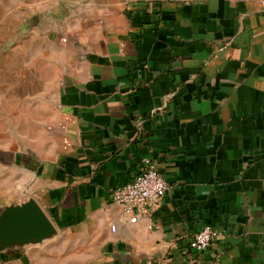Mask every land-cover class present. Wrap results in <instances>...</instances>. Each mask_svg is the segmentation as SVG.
<instances>
[{
	"label": "crops",
	"instance_id": "crops-1",
	"mask_svg": "<svg viewBox=\"0 0 264 264\" xmlns=\"http://www.w3.org/2000/svg\"><path fill=\"white\" fill-rule=\"evenodd\" d=\"M0 3L58 60L55 114L42 139L3 154L0 205L36 200L71 263L264 264L261 4ZM144 159L171 189L129 223L111 193ZM205 227L219 235L197 252L189 243ZM33 248L1 256L27 262Z\"/></svg>",
	"mask_w": 264,
	"mask_h": 264
},
{
	"label": "rangeland",
	"instance_id": "rangeland-1",
	"mask_svg": "<svg viewBox=\"0 0 264 264\" xmlns=\"http://www.w3.org/2000/svg\"><path fill=\"white\" fill-rule=\"evenodd\" d=\"M27 29L26 19L19 17L17 13L16 16L8 17L0 3L2 162H6L3 155L5 151L24 149L28 143L42 139L46 124L55 114L58 89L57 56L45 43L43 36L35 35ZM9 176L18 177V172L9 171ZM60 236L58 231V235L52 240L35 246L27 262L19 259L8 261L6 256H0V264H78L71 263L65 256L61 258L65 242H60Z\"/></svg>",
	"mask_w": 264,
	"mask_h": 264
},
{
	"label": "built area",
	"instance_id": "built-area-1",
	"mask_svg": "<svg viewBox=\"0 0 264 264\" xmlns=\"http://www.w3.org/2000/svg\"><path fill=\"white\" fill-rule=\"evenodd\" d=\"M264 7V0H255ZM171 189L170 183L159 173L150 159H144L140 172L130 183L112 190L111 199L121 207L125 219L136 223L144 214L152 213ZM115 231V226L112 227ZM219 233L205 227L191 239L190 248L202 252L208 249ZM146 264H158L151 259Z\"/></svg>",
	"mask_w": 264,
	"mask_h": 264
},
{
	"label": "water",
	"instance_id": "water-1",
	"mask_svg": "<svg viewBox=\"0 0 264 264\" xmlns=\"http://www.w3.org/2000/svg\"><path fill=\"white\" fill-rule=\"evenodd\" d=\"M37 21L32 17L29 28ZM57 235L56 226L33 198L0 206V256L24 254L28 247L40 246Z\"/></svg>",
	"mask_w": 264,
	"mask_h": 264
}]
</instances>
